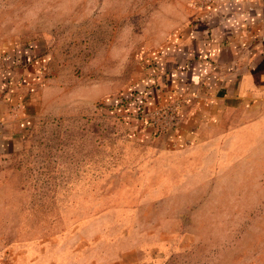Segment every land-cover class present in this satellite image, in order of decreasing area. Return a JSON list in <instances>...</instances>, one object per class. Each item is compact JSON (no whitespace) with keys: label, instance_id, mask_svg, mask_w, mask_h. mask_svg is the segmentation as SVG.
Segmentation results:
<instances>
[{"label":"rangeland","instance_id":"obj_1","mask_svg":"<svg viewBox=\"0 0 264 264\" xmlns=\"http://www.w3.org/2000/svg\"><path fill=\"white\" fill-rule=\"evenodd\" d=\"M260 75L264 0H0V264H264Z\"/></svg>","mask_w":264,"mask_h":264},{"label":"crops","instance_id":"obj_2","mask_svg":"<svg viewBox=\"0 0 264 264\" xmlns=\"http://www.w3.org/2000/svg\"><path fill=\"white\" fill-rule=\"evenodd\" d=\"M214 53V52H213ZM218 56V52H216V53H214V54H212V58H214V60H215V58H217V56ZM204 60H206L205 58H204ZM204 60H201L200 61V65H202V63H204L205 61ZM222 66H224V65H222ZM221 66V67H222ZM229 69V70H228ZM219 71V69H217V72ZM227 71H231L230 72V75L229 76H234V75H236V73H234V70H233V67L232 66H229V67H225V70H220V73H226ZM219 73V72H218ZM255 74V71H253V70H251L250 72H249V69L247 68L246 70H245V72H243V74L241 75V79H240V81H241V83H240V88H241V93H243V94H246V93H248L249 92V88H251L250 87V83H249V80H250V78L251 77H253L254 76V74ZM229 74V73H228ZM260 78H264V76H262V75H260L259 76ZM232 78H234V77H232ZM232 80V79H231ZM227 88H228V86H227ZM229 89V88H228ZM216 105V104H215ZM232 106H228V108L230 109ZM214 112V111H213ZM223 112V109H222V107H219V105H216V108H215V112H214V114H213V116H215V115H217V114H219V113H222ZM218 116V115H217ZM7 127H10V124L9 125H7V124H5V113L3 112V110L2 109H0V154L1 153H4V149H5V146H6V144H7V137L4 135V133H6L7 132V130L5 129V128H7ZM14 139H16V138H12L11 140H12V143H14V144H17V141H14ZM15 147V146H14Z\"/></svg>","mask_w":264,"mask_h":264},{"label":"trees","instance_id":"obj_3","mask_svg":"<svg viewBox=\"0 0 264 264\" xmlns=\"http://www.w3.org/2000/svg\"><path fill=\"white\" fill-rule=\"evenodd\" d=\"M125 102V100H123L121 103H119V104H117V105H115V106H121V105H123L122 103H124Z\"/></svg>","mask_w":264,"mask_h":264}]
</instances>
